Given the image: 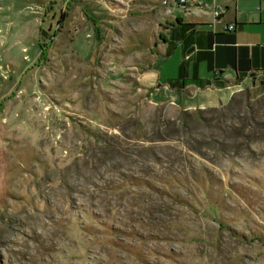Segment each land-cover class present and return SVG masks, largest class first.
Returning a JSON list of instances; mask_svg holds the SVG:
<instances>
[{
  "label": "rangeland",
  "instance_id": "rangeland-1",
  "mask_svg": "<svg viewBox=\"0 0 264 264\" xmlns=\"http://www.w3.org/2000/svg\"><path fill=\"white\" fill-rule=\"evenodd\" d=\"M160 1L0 0V264H264V78L172 82Z\"/></svg>",
  "mask_w": 264,
  "mask_h": 264
},
{
  "label": "crops",
  "instance_id": "crops-1",
  "mask_svg": "<svg viewBox=\"0 0 264 264\" xmlns=\"http://www.w3.org/2000/svg\"><path fill=\"white\" fill-rule=\"evenodd\" d=\"M205 1L208 3V8L204 12L196 10L191 15L182 16L176 13V16H164L167 26L164 27L165 29L162 28V33L163 36L169 33L173 35L175 32L178 35L187 33L188 44L191 47L186 54L205 59L211 74V78L207 81L202 82L197 79V87L200 91H206L203 102L214 104L225 102L248 82L264 78V0H255L254 10L247 11L246 14H238L236 6L231 5L232 0L231 3L227 0L225 5L220 0H215L225 10L219 19H214L212 16V1ZM176 17L181 20L180 23L176 21ZM230 23L234 24L232 30L226 29V25ZM197 33L199 34L197 37L201 38V44L195 43ZM204 33L208 34L207 38ZM163 39L159 49L167 43V40ZM225 71L228 86H215L216 80L223 81ZM155 78L161 79L158 73H155ZM185 79L189 78L185 77ZM191 86L186 85L185 89ZM223 88L230 89V92L226 95L220 93Z\"/></svg>",
  "mask_w": 264,
  "mask_h": 264
},
{
  "label": "built area",
  "instance_id": "built-area-1",
  "mask_svg": "<svg viewBox=\"0 0 264 264\" xmlns=\"http://www.w3.org/2000/svg\"><path fill=\"white\" fill-rule=\"evenodd\" d=\"M212 1L211 13L214 19H219L221 14L225 11L224 8L219 6L215 0ZM163 10L166 15H174L179 13L182 16L191 15L194 11L199 10L204 12L208 8V3L205 0H161ZM178 18V17H176ZM234 24L230 23L226 25V29L232 30Z\"/></svg>",
  "mask_w": 264,
  "mask_h": 264
},
{
  "label": "trees",
  "instance_id": "trees-1",
  "mask_svg": "<svg viewBox=\"0 0 264 264\" xmlns=\"http://www.w3.org/2000/svg\"><path fill=\"white\" fill-rule=\"evenodd\" d=\"M87 17H88V19L92 22V26H93V29H94V31H95V34H96V38L97 39H100V31H99V27H98V25L96 24V21L94 20V18H92V16H89V15H87ZM176 21L178 22V23H180L181 22V20L179 19V18H176ZM160 36H161V34H160ZM162 37V36H161ZM39 47L41 48V50H42V48L44 47V45L43 44H41V45H39ZM42 56V55H41ZM39 58H40V56H39ZM172 82H175L176 81V83H178L179 84V86L180 87H184V86H186L187 84H190V83H196V84H198V80H197V78H192V79H190L189 81L187 80V79H185V77H182V78H180L179 80H171Z\"/></svg>",
  "mask_w": 264,
  "mask_h": 264
},
{
  "label": "water",
  "instance_id": "water-1",
  "mask_svg": "<svg viewBox=\"0 0 264 264\" xmlns=\"http://www.w3.org/2000/svg\"><path fill=\"white\" fill-rule=\"evenodd\" d=\"M224 84V81L222 80H216L215 81V86L221 87Z\"/></svg>",
  "mask_w": 264,
  "mask_h": 264
}]
</instances>
